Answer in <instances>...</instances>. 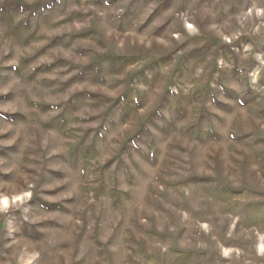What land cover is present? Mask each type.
Here are the masks:
<instances>
[{
    "label": "rangeland",
    "instance_id": "obj_1",
    "mask_svg": "<svg viewBox=\"0 0 264 264\" xmlns=\"http://www.w3.org/2000/svg\"><path fill=\"white\" fill-rule=\"evenodd\" d=\"M0 264H264V0H0Z\"/></svg>",
    "mask_w": 264,
    "mask_h": 264
}]
</instances>
